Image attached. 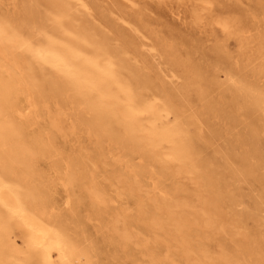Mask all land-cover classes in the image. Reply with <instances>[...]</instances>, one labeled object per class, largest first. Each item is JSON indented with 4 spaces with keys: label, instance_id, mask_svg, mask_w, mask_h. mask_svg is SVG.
I'll return each mask as SVG.
<instances>
[{
    "label": "bare ground",
    "instance_id": "obj_1",
    "mask_svg": "<svg viewBox=\"0 0 264 264\" xmlns=\"http://www.w3.org/2000/svg\"><path fill=\"white\" fill-rule=\"evenodd\" d=\"M6 1L11 11L0 12V264L92 262L96 243H84L71 227L73 212H53L36 165L54 154L53 130L82 131L96 145L92 164L113 163L108 187L87 169L84 153L66 157L62 179L81 186L112 243L132 246L149 264H179L176 257L206 264L210 257L193 232L201 221L214 227L224 193L235 206L247 193L245 205L264 223V33L245 36L249 24L227 10L212 22L237 37L232 53L224 39L210 45L211 35L192 39L166 23L183 11L200 20L196 1L203 7L214 0ZM41 110L48 130L29 136ZM211 154L209 164L226 174L205 168ZM180 174L191 187L178 185ZM167 176L174 180L170 188ZM252 180L262 183L255 196L248 194ZM111 188L135 206L108 209ZM73 201L67 194L65 205Z\"/></svg>",
    "mask_w": 264,
    "mask_h": 264
},
{
    "label": "rangeland",
    "instance_id": "obj_2",
    "mask_svg": "<svg viewBox=\"0 0 264 264\" xmlns=\"http://www.w3.org/2000/svg\"><path fill=\"white\" fill-rule=\"evenodd\" d=\"M256 1H259L260 4L257 5ZM196 3L197 7L195 8L196 11H199L200 20H196L193 16H190L188 11H183V13L178 14L180 17L176 14L169 15L166 23H171L176 33L186 35L192 39L197 37L202 41V35H211L209 40L210 45L215 42L216 37L224 39L232 53H235L238 49L239 42L237 37L227 35L218 24L212 22V20L224 16L227 10L237 20L249 24L245 36L249 37L258 31L264 33V0H214L212 6L206 5L203 7L201 2L196 1ZM190 7V5L185 6L187 9ZM5 10L10 12L11 5L6 0H0V12L4 13ZM249 45L255 47L257 44L252 42ZM218 76L220 80L224 78L222 73H219ZM18 100L24 105L25 100L23 95H19ZM31 123L32 126L27 131L29 136L45 132L49 127L45 111L43 110L39 111L32 118ZM65 124L68 123L65 122ZM50 132L52 133L51 137L55 147L54 154L49 158L40 156L36 161V165L43 175L42 179L47 186V197L53 207V212L60 214L73 212V216L71 215L73 222L71 227L76 228L79 234H83L84 237L81 240L84 243L91 244L92 241L96 243L94 251L91 252V264H149L147 258L139 255V251L133 249L132 246L127 250L112 243L108 238L110 231L100 229L98 220L91 214L90 207L83 198L81 186L79 184L74 185V183L67 184L68 182L65 183L62 179L66 157H77L80 153H84L87 154L85 157L87 169L93 172V175H95L100 183L108 187L107 175L113 171V163L108 158H105L97 166L92 164L93 162L90 161L91 153L95 151L96 145L91 144L92 141L82 131H76L74 134H70L68 131L64 133L62 130ZM261 138L260 152L264 156V134ZM222 142V140L218 139L215 141V144H221L222 148ZM212 156L213 154L205 156L207 158L205 168L215 170V167H219L216 171L226 174L223 166L221 168L220 165L209 164L208 161L212 160ZM138 160L135 157L134 162L138 163ZM262 175L264 183V170H262ZM173 181L172 178L167 176L164 180V186L170 188ZM250 184L252 190L248 194L255 196L261 191L262 183L260 181L252 180ZM178 185L191 187L192 181L187 175L180 174L178 175ZM67 194L71 195L74 199L69 206L64 203ZM246 194L243 193V203L235 206L227 200L224 193L221 200L224 208L220 212H215L214 227H209L204 221H201L197 231L193 232L195 240L202 242L206 254L210 257L206 260V264H233L228 258L224 259L221 256L222 253L226 254L227 257L236 259L237 262L235 264H254L256 260L264 261V223L261 220L259 221L258 216L250 207L245 205L248 201V195ZM110 195L113 200L108 203V209L120 207L132 208L135 206V200L125 193L117 197L114 189L111 188ZM79 197H82L84 200L79 201ZM17 242L21 244L20 240ZM171 250L176 251L177 249L173 247ZM176 260L181 264L178 257H176Z\"/></svg>",
    "mask_w": 264,
    "mask_h": 264
}]
</instances>
